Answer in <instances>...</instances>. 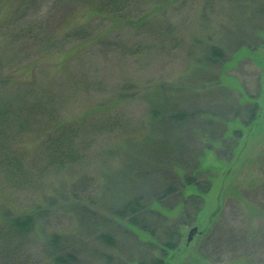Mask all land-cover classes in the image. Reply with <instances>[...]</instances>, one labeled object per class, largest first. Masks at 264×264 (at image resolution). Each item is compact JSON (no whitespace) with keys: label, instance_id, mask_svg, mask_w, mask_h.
Wrapping results in <instances>:
<instances>
[{"label":"rangeland","instance_id":"rangeland-1","mask_svg":"<svg viewBox=\"0 0 264 264\" xmlns=\"http://www.w3.org/2000/svg\"><path fill=\"white\" fill-rule=\"evenodd\" d=\"M126 2L122 18H111L102 0H0V102L29 84L51 106L34 115L27 132L10 128L2 139L0 220L26 210L36 217L13 264H47L68 250L76 255L69 264H140L144 255H163L141 244L154 240L148 232L111 221L138 195L131 181L145 172L142 164L156 167L159 180L173 176L176 187L168 196L173 208L162 209L165 222L157 223L158 233H181L166 264H264V0ZM212 47L224 57H213ZM179 112L186 122L177 124ZM206 115L225 116L229 131L221 140L192 141L189 168L177 165L182 173L147 148L149 137L170 139ZM52 125L79 130L78 162L58 167L45 159ZM211 143L201 160L203 208L188 213L182 203L199 193L185 185L190 166ZM6 155L22 161L16 177ZM100 231L117 243L99 240ZM57 233L62 247L50 250ZM7 243L0 237V254L11 251ZM7 260L0 255V264Z\"/></svg>","mask_w":264,"mask_h":264},{"label":"trees","instance_id":"trees-1","mask_svg":"<svg viewBox=\"0 0 264 264\" xmlns=\"http://www.w3.org/2000/svg\"><path fill=\"white\" fill-rule=\"evenodd\" d=\"M126 1L128 0H102V5L100 6L102 8H100V10L102 13L104 12L106 16H110L111 18H122L124 8L126 7L125 5L127 4ZM74 35L77 34H71V37L75 38ZM211 52L213 57H224L223 50L216 47H212ZM35 90L37 91L35 87L26 84L25 87H22L21 90L15 92L14 95H9L5 101L0 102L1 153L7 152L5 151L6 147L2 143V139H9V137L12 135V133L9 131L12 128L19 132L20 130L24 133L27 132L28 129H30L29 126L34 119V115L36 116L40 112H46L51 108V106L49 105V97H36V94H34ZM8 92L11 93L12 90H8ZM175 100H177V103H179L178 96ZM173 106L174 105H172L171 108H173ZM177 107L178 105L175 108ZM175 108H173L172 110L176 111ZM180 112H183V110ZM179 113L176 114L179 119V122H177V124L186 122L187 120L185 119V113ZM255 117L256 116H251L252 121H255ZM219 118L220 117H218L217 115H206L205 117L201 118L202 121L194 119V121H191L192 123L199 122L197 123L198 126L196 125V128H194L193 126H191V128L187 127L188 125L186 126V123L185 125L180 126V129L176 131L177 134L173 131V135L171 136L172 138L170 137V139H168L169 137L163 139L161 135L160 136L162 138H156L154 140L152 139V137H149V139H147L148 142H146V144L148 143L149 145L147 144L146 146L148 149H152L154 152L155 149H159L157 154L154 156H156L159 161L161 160L162 163H169V165L172 166L173 170L175 168L177 172L179 170L182 173L183 169H180L179 167H177V165L184 164L185 167L189 168V164H187L185 159L188 158L187 152L192 145V141H196L195 139L202 137L208 138L211 142H213V140H221L229 131V120L226 119L225 116L220 118L224 123V126L222 128V126L220 125L222 122ZM252 121L244 122V126L249 125L250 123H252ZM73 122L70 121L62 123ZM188 123L190 122L188 121ZM218 126H221V128H219ZM17 127L19 130L17 129ZM240 130L241 129H238V131ZM44 135V154L45 159L48 160V163L50 165L64 167L66 165H71L79 161V155L76 151V148L74 147L75 144H78L79 142V130L76 128V126L69 125L68 127L66 125H52L45 131ZM213 147L214 145L212 143L203 146V148L205 149H202L204 152L203 156L198 155L192 160L193 164H191L190 167L193 168L194 175L192 177L187 176L188 179L186 180V183H184L186 186L190 185L197 188L199 193L194 194V196L191 195L188 200H184V203H182L184 205L183 207H186V210H188V213L190 210V206L194 207L193 209H195V213H199L203 208L204 197L208 190L207 187L205 188V185L202 184V180L200 179L201 175H203V173L205 172V170L203 171L201 167V160H203V157L207 154V151L213 150ZM6 158V160L9 161L8 167H12L11 173L16 177L17 171H14V169H17L15 166L19 167V162H22L19 160L20 157L17 155H6ZM134 162H136L134 163L135 166L141 164V160H139V158L134 160ZM141 166L143 167L142 169H144L145 172L141 173L139 176H137V178L133 177V180L131 181L132 187L138 190V195H135L129 200L125 201L119 209L115 210V208H113V210H115L113 212V215L116 216L118 220H116L115 217H111V221H113L115 224L117 222H120L119 220H125L128 224L133 225L134 228L148 232L154 239L145 241L143 240L144 242H141V244L148 245L153 247V249L155 248L157 250H160L163 255H154L147 257L143 254L144 256H142L139 261L140 264H166L163 256L168 250L172 251L175 249V247H177L175 238L177 237L178 239H180L181 233L179 229H173L172 227H170L169 229H166L165 227L163 228L165 229V231H163L162 233H158L160 229H158L157 223L160 222L161 224H164L165 222L162 209H166V206L170 207L171 209L174 206H171V204L169 203L172 202V197H168L170 195L169 193L172 194L176 190V187L173 185L174 183H171V181H174V179L170 173L172 178L169 177L167 182L162 179L159 180V178L156 177V173L158 172L156 167L150 168L149 170L146 164H142ZM145 169H148V171H146ZM164 173L166 175L165 177L170 176L168 173ZM18 175L21 176V174ZM177 184L180 185L181 189L185 187L183 183ZM35 222V214L30 210L23 211L22 213H8L6 214L4 219L0 220V237L8 240L6 247L11 250L9 251V253L8 251H5L4 253L5 257L8 258L5 264H13L15 262V259L19 258V256L22 255V246H20L21 244L18 240H24L29 236L30 232L35 227ZM183 224H185V222H183ZM98 236L99 240L101 239L103 242L109 245H115L117 243L111 231H100ZM10 244L14 245V248L11 249ZM141 244L139 246H141ZM61 245V235L58 233L54 234L52 239L50 240V250L53 248L62 247ZM0 253L3 252L0 251ZM4 254L0 255L2 256ZM75 259L76 255H74L69 250L57 251V253L52 256L50 263L47 264H69Z\"/></svg>","mask_w":264,"mask_h":264},{"label":"water","instance_id":"water-1","mask_svg":"<svg viewBox=\"0 0 264 264\" xmlns=\"http://www.w3.org/2000/svg\"><path fill=\"white\" fill-rule=\"evenodd\" d=\"M198 231V228L197 227H193L192 229H191V231L189 232V234H188V237H187V239H188V241H191L193 238V236H194V234L196 233Z\"/></svg>","mask_w":264,"mask_h":264}]
</instances>
